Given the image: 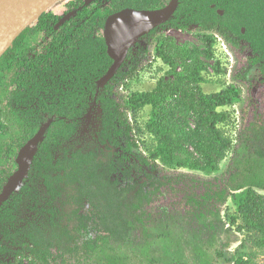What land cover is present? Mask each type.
I'll return each instance as SVG.
<instances>
[{"label": "rangeland", "instance_id": "obj_1", "mask_svg": "<svg viewBox=\"0 0 264 264\" xmlns=\"http://www.w3.org/2000/svg\"><path fill=\"white\" fill-rule=\"evenodd\" d=\"M67 1L60 0L49 10L61 15ZM112 2H122L125 9L135 4L133 0ZM179 5L180 0L177 9ZM163 25L141 40L147 50L142 57V69L136 78L118 87L119 93L130 106L133 98L135 102L141 95L151 94L162 82L167 88V100L162 103L161 118L176 123L177 130L184 128V132L195 128V113L205 115L201 109L204 102H212L213 106L225 101V105L214 106L217 113L225 116L217 128L234 149L240 148L237 152L232 148L226 150L225 158L214 157L213 163V159L205 160L196 147L184 139L171 158L159 141L161 137L149 128L152 105L140 104L136 105L139 108L135 114L129 111L133 126H138L142 132L137 133L140 154L130 155L108 143L96 142L93 131L99 126L101 113L99 105L93 103L85 120L87 130H83V135L89 134L92 139L83 149L96 154L97 166L116 162L122 167L121 172L106 175V178L119 194L115 213L121 214L132 226L128 243L121 248L116 245L112 235L116 226L112 221L99 218L102 204H107L105 200L91 203L82 199L78 186L62 182L56 200L52 201L43 191L44 179L33 170L32 164L25 180L35 182L33 187L28 186L35 190L34 199L19 192L21 205L16 221L1 219V259L9 261L13 253L23 250L21 242H29L27 229L32 234L39 229L46 235L60 233L63 236L59 248V255L62 253L63 257L58 264H232L228 259L243 242L253 255V264H264V246L257 244V240L264 239V228L259 225L258 230L239 231V227L248 222L240 213L236 198L249 190L264 196V155H260L257 147L264 144V54L253 55L247 48L234 50L220 35L203 32L196 24L188 30L163 28ZM176 49L178 55H174ZM241 69L246 72V80L234 79V73ZM190 74L194 75L190 82H184ZM7 81L8 77L2 82ZM4 90L5 85L0 82L1 149L14 140L16 128L8 121L11 110L22 109L9 94L11 91L5 93ZM102 90L91 93L92 97L100 95ZM215 95L220 98L212 100ZM179 103L188 107L189 116L182 112V107L178 108ZM67 146L75 152L70 143ZM58 153L62 156L63 149ZM141 157H151L158 166L145 163ZM165 157L168 164L162 159ZM186 158L198 162L201 169H191L190 165L182 167ZM110 203L113 206L114 203ZM218 213L221 220L217 218ZM6 234L12 236L7 238ZM106 243L109 248L105 254L93 253L96 246ZM227 244L228 248L224 247ZM219 252L225 258H219ZM22 262L31 264L30 260Z\"/></svg>", "mask_w": 264, "mask_h": 264}, {"label": "trees", "instance_id": "obj_2", "mask_svg": "<svg viewBox=\"0 0 264 264\" xmlns=\"http://www.w3.org/2000/svg\"><path fill=\"white\" fill-rule=\"evenodd\" d=\"M112 1L106 8H100L95 4L83 8L58 29L55 26L62 16H56L50 12L44 13L33 26L27 28L17 38L0 59V82L5 85L4 92L7 93V90H10L9 94L19 102L22 108L10 112V120L18 128V137L16 140L14 137L11 145L0 148V194L9 177L17 169L15 160L19 150L37 134L41 125L49 117L56 116L57 119L45 133L44 141L33 163V170L44 179L48 189L47 195L52 201L56 200L58 186L62 182L68 186H78L82 199H88L91 203L94 200H105L107 204H102L99 218L114 223L117 229L112 235L115 244H119L121 248L128 243L132 226L121 214L115 213L119 194L114 184L110 183V179L106 178V175L112 176L121 172V165L112 162L109 166H97L98 164L95 163L97 156L92 151L89 153L78 151L66 155L64 160H59L57 163L54 161L58 146L70 140L76 132L78 122L72 120L85 114L89 94L97 91L95 81L103 77L113 63L108 55L101 30L107 18L125 9V5L122 2ZM170 1L133 0L135 4L132 8L156 10L164 8ZM74 3L76 4L73 8L70 7L71 10L82 6L83 0H74ZM220 11L224 15H221ZM193 24L198 25L203 32L220 35L234 50L247 48L253 55L264 54V0H180L176 14L163 25V28L188 30ZM150 43L152 44V39ZM175 54L178 55L179 50L176 49ZM142 61L139 52L131 55L115 78L99 95L103 110V130L99 142L108 143L130 155L140 154L137 133L142 132L138 126H133L129 111L131 109L135 114L139 108L136 105L141 104L152 105V123L149 128L153 134L161 137L159 141L168 149L167 155L171 158L184 139L196 147L205 160L213 159V163L214 157L223 160L226 150L232 148L237 152L240 147L237 146V150L234 149L231 141L222 137L217 128V124L224 120L225 116L217 113L214 106L225 105V101L213 106L212 102H204L201 109L205 115L197 116L194 112L196 126L190 132H184V128L177 130L176 123L173 124L171 120L161 118V111L164 110L162 103L167 100L165 90L167 88L162 82L151 94H143L135 102L133 98L129 106L125 97L119 93L118 87L138 76L142 69ZM255 61L253 60L252 63ZM245 73L241 69L236 71L233 77L236 80H246ZM192 76L194 75H186L184 82L189 83L188 80ZM7 77L9 82L5 84L2 81ZM215 97L220 98L215 95L211 99ZM179 105L181 106L178 108L182 107L183 113L189 111L188 107L182 103ZM63 115L67 117L66 122L58 119ZM186 116L189 115L186 113ZM240 139L239 134L238 141L241 143ZM199 144H202V147ZM257 147L260 148L259 153L263 156L264 144L260 143ZM162 159L166 163L167 158ZM142 160L155 167L158 166L151 157H143ZM186 165H190L191 169H201L200 164L191 158H186L182 167ZM54 173L56 176H53ZM23 192L26 195H34L33 190L28 186L23 188ZM20 195L15 194L19 199ZM236 198L240 213L248 222L243 227H239V231L258 230L259 225L264 228V196L249 190ZM111 201L114 203L113 206ZM10 205V203L4 205L0 220L7 218L3 220L16 221L17 212H19L17 204H14V209L10 208ZM217 218L221 220L220 213L217 214ZM26 232L29 242H21L23 250L13 253L9 262L1 260L0 264H23L22 260H30L31 264L59 263V258L63 257L62 253L59 255L60 243L63 241L60 233L46 235L39 229L33 234L28 229ZM11 236L6 234L7 238ZM257 244L264 246V239L257 240ZM228 246L227 244L224 247L228 248ZM107 248H109L108 243L96 246L93 253L105 254ZM218 257L225 258L222 252L218 253ZM252 259L253 255L249 253L247 243L243 242L230 255L228 261L232 264H253Z\"/></svg>", "mask_w": 264, "mask_h": 264}, {"label": "water", "instance_id": "obj_3", "mask_svg": "<svg viewBox=\"0 0 264 264\" xmlns=\"http://www.w3.org/2000/svg\"><path fill=\"white\" fill-rule=\"evenodd\" d=\"M60 0H0V59L12 47L17 38ZM95 0H87L89 6ZM178 7V0H171L167 6L156 10L124 9L108 17L104 38L112 66L97 82L98 90L104 89L117 75L125 63L130 50L138 41L156 28L169 22ZM76 13V12H75ZM68 14L59 25L73 14ZM222 15L223 12L220 11ZM50 123L43 125L37 134L23 146L17 156V170L9 178L0 194V210L14 193L20 192L31 170L40 144Z\"/></svg>", "mask_w": 264, "mask_h": 264}, {"label": "flooded vegetation", "instance_id": "obj_4", "mask_svg": "<svg viewBox=\"0 0 264 264\" xmlns=\"http://www.w3.org/2000/svg\"><path fill=\"white\" fill-rule=\"evenodd\" d=\"M86 1L87 0H83V5L82 6H80V7H78L76 10H71V8L70 7H74L75 6V4L76 3H74V0H69V1H67V2H65L64 3V12H63V14H61V15H59V14H56L55 12H53L52 10H48L47 12H50V13H52V14H54V15H56V16H62V18H61V20H63L68 14H70V13H78V11H80V10H82L83 8H85V7H90V6H92L93 4H95V6H97V5H99V7L100 8H106V7H108L109 6V4L111 3V0H95L92 4H90L89 6H86L85 5V3H86ZM78 3V2H77ZM129 9H135V8H129ZM70 12H69V11ZM124 10V9H123ZM135 10H138V9H135ZM122 11V10H121ZM46 12V13H47ZM120 12V11H119ZM76 13L75 14H73L67 21H69L73 16H75L76 15ZM118 13V12H117ZM111 16V15H110ZM108 19V18H107ZM61 20H59V23L61 22ZM66 21V22H67ZM59 23L55 26V28L56 29H58V28H60L63 24H61V25H59ZM105 24H106V22H105ZM104 28H105V26H104ZM104 28L101 30V34H102V36L104 37ZM99 34H100V32H99ZM150 34V33H149ZM145 37V36H144ZM144 37H142L139 41H138V43L130 50V52H129V54H128V57H127V59H126V61H125V63L123 64V66L126 64V62L128 61V59H129V57L131 56V55H136L138 52L140 53V57L142 58L143 57V54H144V52L145 51H147L146 50V47L145 46H142V44H141V40L144 38ZM105 39V38H104ZM150 42V41H149ZM148 42V43H149ZM147 43V44H148ZM37 51H40V49H36ZM146 53V52H145ZM111 59V58H110ZM112 60V59H111ZM113 61V60H112ZM113 64V63H112ZM112 66V65H111ZM110 66V67H111ZM122 66V67H123ZM121 67V68H122ZM109 70V69H108ZM121 70V69H120ZM119 70V71H120ZM118 71V72H119ZM102 78V77H101ZM100 78V79H101ZM99 79V80H100ZM98 79L95 81V86H96V90L98 89V87H97V82L99 81ZM106 88V87H105ZM93 95L91 94V95H89V97H88V100H89V103H88V107H87V110H86V112H85V114L83 115V116H81V117H77V118H75V119H73L72 121H76V122H78V125H77V130H76V132L74 133V135L72 136V138L70 139V140H68V141H65L62 145H60V146H58V148L55 150V154H54V161H55V163H57L59 160H64L65 159V157H66V155H71V154H74V153H76V152H78V151H82L83 153H89V152H91L90 150L88 151V150H85V149H83V146L84 145H88V141H89V139H92V137L89 135V134H87V135H83V130L85 129V130H87V127L85 126V120H87V114H88V112H89V108H90V106L93 104V103H95V105L97 106V105H99V109H100V117H99V126L97 127V129H95L93 132H96V135H95V137H97V140H96V142L98 143V144H100L98 141H99V139H100V135H101V133H102V130H103V110H102V107H101V103H100V101H99V95H97V96H94V97H92ZM21 107V106H20ZM12 110H20V108L19 107H14ZM8 121H10L11 122V124L12 125H14V123L10 120V114H9V117H8ZM57 118H56V116H52V117H49L48 119H47V121L46 122H44L42 125H41V127L43 126V125H45V124H47V123H50V126H51V124L56 120ZM59 120H61V121H64V122H66L67 121V117H65V115H63V116H61V117H59L58 118ZM14 127L16 128V131H15V133H14V137H15V140H16V138L18 137V128H17V126L16 125H14ZM40 127V128H41ZM49 129V128H48ZM87 136L89 137V138H87ZM33 138V137H32ZM31 138V139H32ZM68 143H70L71 145H72V147L74 148V150H75V152H71L70 151V149L69 148H67L68 146H67V144ZM84 143H86V144H84ZM26 145V144H25ZM24 145V146H25ZM41 145V144H40ZM74 146H76L77 148L75 149V147ZM81 147V148H80ZM39 148H40V146H39ZM62 150L63 149V151H64V153H63V155L61 156V154L60 153H58L59 152V150ZM69 150V151H68ZM20 151V150H19ZM19 153V152H18ZM17 159V158H16ZM15 162H16V160H15ZM17 164V163H16ZM17 170V169H16ZM16 172V171H15ZM14 172V173H15ZM13 173V174H14ZM12 174V175H13ZM63 172L61 173V175L63 176ZM11 175V176H12ZM10 176V177H11ZM31 176H35V177H38V174H31ZM53 176H56V174L54 173L53 174ZM9 177V178H10ZM9 180V179H8ZM8 182V181H7ZM7 182H6V184H7ZM27 182V183H26ZM24 185H23V187H22V189L20 190V193H22V191H23V188L25 187V186H31V187H33V183H35V182H33V181H30V180H25L24 181ZM32 183V184H31ZM5 184V185H6ZM4 185V186H5ZM44 185V190L43 191H45L47 194H48V189L46 188V186H45V184H43ZM36 186V185H35ZM4 188V187H3ZM31 189V188H30ZM31 190H33V189H31ZM2 191H3V189H2ZM34 191L35 190H33V193H34ZM2 193V192H1ZM19 192L18 193H14L11 197H10V199L6 202V203H10L11 205L9 206L10 208H13L14 209V204L16 203L17 204V209H18V211L20 210V205H21V195H20V199L17 197V196H15V194H20ZM26 195V194H25ZM28 197H30V198H33L34 199V196H32V195H27ZM39 200V199H38ZM6 203H4V205L6 204ZM4 205L2 206V208H1V210H0V213H1V211H2V209H3V207H4ZM18 213V212H17ZM14 215V214H13ZM1 221V220H0ZM0 224L2 225V223L0 222ZM1 247V246H0ZM3 261V259H1V257H0V261ZM6 261V260H5ZM10 261V260H9ZM9 261H7V262H9Z\"/></svg>", "mask_w": 264, "mask_h": 264}]
</instances>
